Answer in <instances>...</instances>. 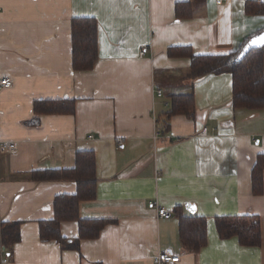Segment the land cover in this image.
<instances>
[{"label": "crops", "instance_id": "1", "mask_svg": "<svg viewBox=\"0 0 264 264\" xmlns=\"http://www.w3.org/2000/svg\"><path fill=\"white\" fill-rule=\"evenodd\" d=\"M186 1L0 0V77L13 80L0 88V223H20L12 247L0 237V264H153L166 248L180 256L173 264H264V170L263 193L251 189L264 154V106L234 109L231 74H208L191 84L193 119L172 115L165 134L155 122L169 95L190 89L189 59L168 57L167 48L235 51L264 30V13L245 11L259 0H200L191 17L177 18L175 4ZM87 17L97 22V59L73 70L71 20ZM47 100L72 101L74 112L35 114L34 103ZM84 150L95 156L97 183L79 215L115 221L76 248L41 241L38 222L53 218L54 197L74 194L76 184L33 175L71 168ZM175 210L206 218L197 252L181 245ZM256 214L259 246L219 238L215 216ZM60 233L76 238L77 222L62 221Z\"/></svg>", "mask_w": 264, "mask_h": 264}, {"label": "trees", "instance_id": "2", "mask_svg": "<svg viewBox=\"0 0 264 264\" xmlns=\"http://www.w3.org/2000/svg\"><path fill=\"white\" fill-rule=\"evenodd\" d=\"M200 0H189L175 4L177 18H189ZM260 3V4H259ZM248 1L247 14L264 13L261 2ZM259 32H256L257 34ZM247 37L240 47L226 54H195L190 46H172L167 48L168 57H187L190 61L184 78L189 80L190 89L185 93L169 95V108L155 119L159 133L165 134L172 115L195 117V104L191 84L208 74L230 73L232 76V105L235 108L259 109L264 106V46L250 49L240 60L237 56L251 37ZM71 48L73 70H90L97 59V22L94 18H73L71 20ZM37 115L48 113H73L74 104L67 100L37 101L33 105ZM38 117L32 119L36 123ZM264 154H259L251 170V189L254 195L263 193ZM35 180H71L76 184L74 194H59L53 201V218L40 220L39 238L41 241H57L63 248H76L80 239H94L101 229L115 220L105 218H81L79 205L82 201L94 199L97 177L95 156L92 151H77L74 166L46 172L34 173ZM178 217L181 245L192 252H197L206 244V218L196 214ZM62 221H76L78 236L67 239L61 236ZM215 227L219 238L236 237L242 246L261 244L260 217L256 215L215 216ZM19 222H1L0 237L3 245L10 248L19 240Z\"/></svg>", "mask_w": 264, "mask_h": 264}, {"label": "built area", "instance_id": "3", "mask_svg": "<svg viewBox=\"0 0 264 264\" xmlns=\"http://www.w3.org/2000/svg\"><path fill=\"white\" fill-rule=\"evenodd\" d=\"M220 1V0H218ZM258 2H263L264 0H259ZM146 51V48H142L139 52L140 56L144 55ZM13 84V80L11 77L8 76H2L0 77V88H8ZM157 96H162V91L161 90H157ZM197 134L199 136H205L207 134V128L206 127H202L197 131ZM1 146L5 149H13L14 148V144L11 143H6V144H1ZM157 213L159 215V217H164L167 215V211L165 210V208L163 207H159L157 209ZM180 256L176 253L173 252L172 249L170 248H166L163 251L158 252L152 259L153 264H173L179 261ZM6 259H4L3 261H5Z\"/></svg>", "mask_w": 264, "mask_h": 264}, {"label": "water", "instance_id": "4", "mask_svg": "<svg viewBox=\"0 0 264 264\" xmlns=\"http://www.w3.org/2000/svg\"><path fill=\"white\" fill-rule=\"evenodd\" d=\"M264 46V30L252 35L246 43L243 45L241 48L237 60H240L250 49L252 48H260ZM186 208L190 211L193 212V209L189 208V205L186 204Z\"/></svg>", "mask_w": 264, "mask_h": 264}]
</instances>
